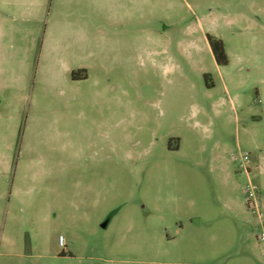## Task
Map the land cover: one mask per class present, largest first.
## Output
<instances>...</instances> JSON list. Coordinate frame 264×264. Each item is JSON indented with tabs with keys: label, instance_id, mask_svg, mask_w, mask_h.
I'll use <instances>...</instances> for the list:
<instances>
[{
	"label": "rangeland",
	"instance_id": "obj_1",
	"mask_svg": "<svg viewBox=\"0 0 264 264\" xmlns=\"http://www.w3.org/2000/svg\"><path fill=\"white\" fill-rule=\"evenodd\" d=\"M0 264H264V0H0Z\"/></svg>",
	"mask_w": 264,
	"mask_h": 264
},
{
	"label": "trees",
	"instance_id": "obj_2",
	"mask_svg": "<svg viewBox=\"0 0 264 264\" xmlns=\"http://www.w3.org/2000/svg\"><path fill=\"white\" fill-rule=\"evenodd\" d=\"M208 40L211 45V50L213 52V56L215 57L216 61L221 65L227 64L228 58L224 51L225 45L223 40L220 38L213 37V35H208Z\"/></svg>",
	"mask_w": 264,
	"mask_h": 264
},
{
	"label": "built area",
	"instance_id": "obj_3",
	"mask_svg": "<svg viewBox=\"0 0 264 264\" xmlns=\"http://www.w3.org/2000/svg\"><path fill=\"white\" fill-rule=\"evenodd\" d=\"M240 157L247 161L250 156L245 153V154H243ZM257 193H258V186L256 184H254V183H250L247 186V195H248L249 201L252 202V206L254 208H258L259 207V200H258Z\"/></svg>",
	"mask_w": 264,
	"mask_h": 264
},
{
	"label": "crops",
	"instance_id": "obj_4",
	"mask_svg": "<svg viewBox=\"0 0 264 264\" xmlns=\"http://www.w3.org/2000/svg\"><path fill=\"white\" fill-rule=\"evenodd\" d=\"M78 78H87L86 73L84 72L83 74H81Z\"/></svg>",
	"mask_w": 264,
	"mask_h": 264
}]
</instances>
